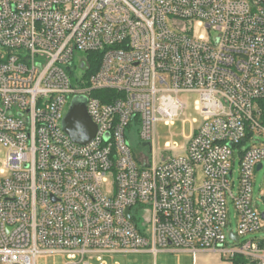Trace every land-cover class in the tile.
Returning <instances> with one entry per match:
<instances>
[{
  "label": "built area",
  "instance_id": "built-area-1",
  "mask_svg": "<svg viewBox=\"0 0 264 264\" xmlns=\"http://www.w3.org/2000/svg\"><path fill=\"white\" fill-rule=\"evenodd\" d=\"M181 93L198 94L201 123L160 159L156 123L183 111ZM77 95L87 144L62 129ZM262 99L264 0H0V264L158 250L264 264V236L246 238L264 221ZM132 124L152 160L134 154Z\"/></svg>",
  "mask_w": 264,
  "mask_h": 264
},
{
  "label": "rangeland",
  "instance_id": "rangeland-1",
  "mask_svg": "<svg viewBox=\"0 0 264 264\" xmlns=\"http://www.w3.org/2000/svg\"><path fill=\"white\" fill-rule=\"evenodd\" d=\"M196 35L205 34L203 28L195 29ZM180 100L184 104V109L175 117L171 124H165L163 121L156 123L155 128V141L154 147L157 155L161 159L163 154L179 155L184 152L187 137L190 135L193 129H196L200 123L201 118L198 111L196 110V100L198 99L197 93H181L179 95ZM138 125L132 124L126 134L130 143V146L134 154L143 153L147 155L152 160V152L149 151L148 147L141 146L137 130ZM256 142L264 143V135H257L255 137ZM252 142H246L243 144V148L250 146ZM238 150H234V177H238ZM111 180V178H110ZM252 191L255 202L261 211H264V203L258 198L264 193V168L260 170H255L252 178ZM229 205V218L231 219V228L236 227V211L233 203H228ZM134 212V210H133ZM145 214L143 213V216ZM263 227L259 231H256L252 235H247L246 238L251 236L263 237L264 236V221L260 222ZM219 257H221L219 255ZM192 254L188 252L178 251V250H158L155 259L152 253H128L126 255H112L106 257L108 262L117 261L119 264H193ZM224 261H227L223 256L221 257ZM155 260V261H154ZM95 263V260H91ZM209 261H215L213 256L210 257ZM67 262L66 254L64 253H43L36 257V264H65Z\"/></svg>",
  "mask_w": 264,
  "mask_h": 264
},
{
  "label": "water",
  "instance_id": "water-1",
  "mask_svg": "<svg viewBox=\"0 0 264 264\" xmlns=\"http://www.w3.org/2000/svg\"><path fill=\"white\" fill-rule=\"evenodd\" d=\"M62 129L69 138L78 144H87L94 137L96 127L86 111V98L77 95L70 101L68 110L62 119ZM260 165H257V169ZM129 217V209H126ZM264 218V213H262Z\"/></svg>",
  "mask_w": 264,
  "mask_h": 264
},
{
  "label": "crops",
  "instance_id": "crops-1",
  "mask_svg": "<svg viewBox=\"0 0 264 264\" xmlns=\"http://www.w3.org/2000/svg\"><path fill=\"white\" fill-rule=\"evenodd\" d=\"M211 256L215 258V261H209ZM192 257L193 264H231L230 262L224 261L221 257H219V254L206 251H199L194 255L192 254Z\"/></svg>",
  "mask_w": 264,
  "mask_h": 264
},
{
  "label": "trees",
  "instance_id": "trees-1",
  "mask_svg": "<svg viewBox=\"0 0 264 264\" xmlns=\"http://www.w3.org/2000/svg\"><path fill=\"white\" fill-rule=\"evenodd\" d=\"M90 55H91V54H90ZM92 55H93V54H92ZM94 55H95V54H94ZM95 56H96V55H95ZM92 57H93V56H92ZM96 66H97V65H95V62H94V65H93L91 71H94V70L96 69ZM259 105H260V108H261V111H262L261 120H262V122L264 123V99H262V100L259 101Z\"/></svg>",
  "mask_w": 264,
  "mask_h": 264
}]
</instances>
